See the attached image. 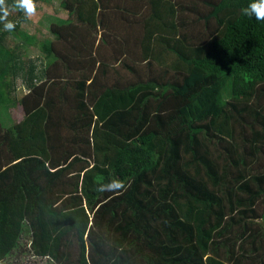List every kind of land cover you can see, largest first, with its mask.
Instances as JSON below:
<instances>
[{
    "label": "trees",
    "instance_id": "16d2710c",
    "mask_svg": "<svg viewBox=\"0 0 264 264\" xmlns=\"http://www.w3.org/2000/svg\"><path fill=\"white\" fill-rule=\"evenodd\" d=\"M254 2L60 0L67 22L38 41L6 0V256L27 225L34 255L58 264H264V20L242 11ZM133 69L137 81L119 85Z\"/></svg>",
    "mask_w": 264,
    "mask_h": 264
},
{
    "label": "crops",
    "instance_id": "0c3cea01",
    "mask_svg": "<svg viewBox=\"0 0 264 264\" xmlns=\"http://www.w3.org/2000/svg\"><path fill=\"white\" fill-rule=\"evenodd\" d=\"M60 7L62 8V6H60ZM119 7H121V6H119ZM63 10H65V9L63 8ZM66 16H67L66 20L61 22V24L66 23L68 18H69L67 11H66ZM122 16H123V14H120V12H116V11H114V14L112 16V18H114V19H113V21H111V23H115V21H119L118 25H114V24L111 25V29H112V33H113L112 34V40H114V41L116 40V41L123 42V41L119 40L120 33H121V31H123V27L121 25V21H122L121 19L123 18ZM53 23H56V22H53ZM50 24H52V23H50ZM58 24H60V23L58 22ZM46 26H48V25H45V27ZM135 30L137 32L139 31V29H135ZM104 31L105 30H99L97 43L100 41L99 38H102V36L104 35ZM136 31L133 32L132 37L133 36L135 37V35L138 34V33H136ZM43 36H47V40L53 39V37L50 34H48L46 31H45V34ZM40 37H42V36H40V34H38V37H37L38 41H39ZM33 51L35 52V50H33ZM137 52L140 54L139 50H137ZM32 57H35V55ZM125 57L126 56H122L119 58V60H123ZM134 57H138L137 54ZM43 61H44L43 59L39 58L38 61L35 62L36 67H37V71L40 70V63ZM134 64H139L140 66H142L140 63H134ZM140 72H141V68H140V71L137 70V73L140 74ZM143 72H145V70H143ZM137 73L135 72L134 69L132 71L121 70V75L123 77H125V79H123V81L120 82L119 85H127V84H130L131 82H136L137 81ZM95 75L97 77V83L95 84V87L100 89V87L102 85V75L99 71L97 72L96 70L93 73V76H95ZM109 79H112L113 81L118 82L117 77L116 78L109 77ZM90 83H91V80L88 81V84H90ZM21 87L25 88V86H24V84H22V82H21ZM25 90H26V88H25ZM16 95L18 97L22 96V95L19 96L17 93H16ZM19 119L21 120L22 117H20ZM5 206H6L5 203H2V205H0V220H2V221H4V218H7L6 217L7 207L9 206V203H8L7 207H5ZM28 227L29 226L25 225L22 232L20 233V236L22 238L19 241L18 248L15 247V248H17L15 253L6 256L8 254V252L6 250L7 248L3 245H0V264H39V262H41V261H46L49 264H58L49 256L34 255L33 248L30 245L31 244L30 227L29 228ZM2 236H8V235L6 233H2ZM17 254H19V257L17 256Z\"/></svg>",
    "mask_w": 264,
    "mask_h": 264
},
{
    "label": "rangeland",
    "instance_id": "374dc122",
    "mask_svg": "<svg viewBox=\"0 0 264 264\" xmlns=\"http://www.w3.org/2000/svg\"><path fill=\"white\" fill-rule=\"evenodd\" d=\"M38 4V3H37ZM36 4V11L34 15H32L29 20L21 25L22 30H25L29 33L34 34L36 37H38V34L40 36H43L45 34V25H49L50 23L56 22L60 23L66 20V11L63 10V8L60 7V0H51L50 3H46L42 1V3ZM41 39V38H40ZM8 43L13 46L14 42L12 39H8ZM25 55L32 59V56H34L35 52L30 49H24ZM16 89V93L21 96L26 92L25 88L21 87L20 80L16 81L14 85ZM8 113H12V116L15 118L23 117V111L21 110V107H13L11 110H9ZM43 260V259H42ZM39 264H49L46 261H41Z\"/></svg>",
    "mask_w": 264,
    "mask_h": 264
},
{
    "label": "clouds",
    "instance_id": "9594fccd",
    "mask_svg": "<svg viewBox=\"0 0 264 264\" xmlns=\"http://www.w3.org/2000/svg\"><path fill=\"white\" fill-rule=\"evenodd\" d=\"M15 8L22 10L26 17L31 18L36 11L35 0H15ZM247 16L252 17L255 14L257 20H264V0H255L251 3L248 8L242 10ZM0 12L3 13L0 16V21H7L9 15L8 6L6 5V0H0ZM6 31H11L15 28L14 23L8 21L4 25ZM113 182H110L111 184ZM115 183V189L123 188V184L117 180Z\"/></svg>",
    "mask_w": 264,
    "mask_h": 264
}]
</instances>
